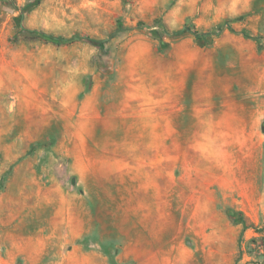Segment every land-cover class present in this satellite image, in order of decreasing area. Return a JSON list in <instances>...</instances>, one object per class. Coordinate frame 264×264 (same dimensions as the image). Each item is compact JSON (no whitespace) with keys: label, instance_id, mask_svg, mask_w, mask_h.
<instances>
[{"label":"rangeland","instance_id":"obj_1","mask_svg":"<svg viewBox=\"0 0 264 264\" xmlns=\"http://www.w3.org/2000/svg\"><path fill=\"white\" fill-rule=\"evenodd\" d=\"M206 204L264 264V0H0V264H126Z\"/></svg>","mask_w":264,"mask_h":264},{"label":"crops","instance_id":"obj_2","mask_svg":"<svg viewBox=\"0 0 264 264\" xmlns=\"http://www.w3.org/2000/svg\"><path fill=\"white\" fill-rule=\"evenodd\" d=\"M241 209L247 211L243 207ZM206 214L211 216L204 219L202 216ZM191 215L200 216L194 219V223H192L190 218L187 231H189L191 241L178 247L170 242L168 236L159 226H156L154 221L158 222L157 225L161 224L159 218L157 220L152 219L149 223L147 220L141 219L142 228L136 238L135 258H120V262L126 264L131 261H134V264H224L223 208H218L217 205H201L196 207ZM258 220L257 218L254 221ZM250 231L255 234L253 229ZM57 258L60 259L55 261V263L62 264L63 258L92 257L86 255H59ZM106 260L105 264H109V261L107 262ZM74 262L72 261L69 264H76Z\"/></svg>","mask_w":264,"mask_h":264},{"label":"built area","instance_id":"obj_3","mask_svg":"<svg viewBox=\"0 0 264 264\" xmlns=\"http://www.w3.org/2000/svg\"><path fill=\"white\" fill-rule=\"evenodd\" d=\"M242 248L244 254L249 256L259 255L264 259V233L261 235L253 234L246 237Z\"/></svg>","mask_w":264,"mask_h":264},{"label":"trees","instance_id":"obj_4","mask_svg":"<svg viewBox=\"0 0 264 264\" xmlns=\"http://www.w3.org/2000/svg\"><path fill=\"white\" fill-rule=\"evenodd\" d=\"M189 29V28H186ZM28 33H35L34 30L31 29H25ZM184 30L181 31H177V33L179 32H183ZM196 36H199L201 34H198L197 32H193ZM41 36L42 39L46 40V41H51V42H55V43H61L63 41H65L66 39L61 37V36H54L52 34L46 33V32H40L39 34ZM88 41H91L92 43H94L95 45H99V46H103L104 40H97V39H93V38H87ZM231 215L233 216V213H231Z\"/></svg>","mask_w":264,"mask_h":264}]
</instances>
